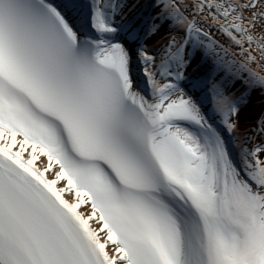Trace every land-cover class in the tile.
<instances>
[{
	"label": "snow or ice",
	"instance_id": "snow-or-ice-1",
	"mask_svg": "<svg viewBox=\"0 0 264 264\" xmlns=\"http://www.w3.org/2000/svg\"><path fill=\"white\" fill-rule=\"evenodd\" d=\"M0 264H264V0H0Z\"/></svg>",
	"mask_w": 264,
	"mask_h": 264
},
{
	"label": "bare ground",
	"instance_id": "bare-ground-1",
	"mask_svg": "<svg viewBox=\"0 0 264 264\" xmlns=\"http://www.w3.org/2000/svg\"><path fill=\"white\" fill-rule=\"evenodd\" d=\"M41 159H43V158H41ZM67 198L70 199V196L67 197ZM79 211L84 212L85 214H87V213L90 211V209H89V207L85 204V205H82V207H81V209H79ZM93 225H95V224L93 223ZM95 227H96V226H95Z\"/></svg>",
	"mask_w": 264,
	"mask_h": 264
},
{
	"label": "rangeland",
	"instance_id": "rangeland-1",
	"mask_svg": "<svg viewBox=\"0 0 264 264\" xmlns=\"http://www.w3.org/2000/svg\"><path fill=\"white\" fill-rule=\"evenodd\" d=\"M84 213V212H83ZM96 225H93V227H95Z\"/></svg>",
	"mask_w": 264,
	"mask_h": 264
}]
</instances>
